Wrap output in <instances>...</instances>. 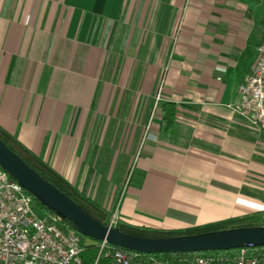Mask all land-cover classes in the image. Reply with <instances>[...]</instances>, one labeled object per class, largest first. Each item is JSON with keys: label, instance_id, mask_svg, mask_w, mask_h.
I'll return each mask as SVG.
<instances>
[{"label": "crops", "instance_id": "obj_1", "mask_svg": "<svg viewBox=\"0 0 264 264\" xmlns=\"http://www.w3.org/2000/svg\"><path fill=\"white\" fill-rule=\"evenodd\" d=\"M243 1L157 0L134 47L128 0H0V127L118 228L262 217L264 133L236 106L264 0ZM104 18L130 27L123 49L101 43ZM163 100L176 112L161 133Z\"/></svg>", "mask_w": 264, "mask_h": 264}, {"label": "built area", "instance_id": "obj_2", "mask_svg": "<svg viewBox=\"0 0 264 264\" xmlns=\"http://www.w3.org/2000/svg\"><path fill=\"white\" fill-rule=\"evenodd\" d=\"M160 89L161 86L155 94V107ZM238 93L236 110L264 133V36L256 45L254 61L239 83ZM36 198L0 162V264H84L85 247L80 234L65 229L60 211L45 210L40 215L35 209ZM108 225L118 228L115 215ZM98 245L99 256L105 254L111 264H264V255H252L248 247L232 253L172 259L145 256L107 241H99Z\"/></svg>", "mask_w": 264, "mask_h": 264}, {"label": "water", "instance_id": "obj_3", "mask_svg": "<svg viewBox=\"0 0 264 264\" xmlns=\"http://www.w3.org/2000/svg\"><path fill=\"white\" fill-rule=\"evenodd\" d=\"M0 162L50 208L60 211L85 235L140 253H195L264 247V228H240L173 238H145L131 235L94 218L81 205L53 185L11 149L0 137Z\"/></svg>", "mask_w": 264, "mask_h": 264}, {"label": "trees", "instance_id": "obj_4", "mask_svg": "<svg viewBox=\"0 0 264 264\" xmlns=\"http://www.w3.org/2000/svg\"><path fill=\"white\" fill-rule=\"evenodd\" d=\"M123 20V17L121 18ZM101 43L106 45L110 41L109 49L112 50L114 46L119 49H123L129 44L130 37V27L124 25L121 21L115 22L114 19L104 18L101 31H100ZM161 110V120H160V131L161 133L167 132L173 127L175 123V103L169 100H163L160 102ZM0 137L5 141V143L21 155L31 166H33L39 173H41L45 178L49 180L53 185L59 188L61 191L66 193L70 198L76 201L81 207L91 214L94 218L99 221L108 224V215L99 207L94 205L88 199L82 197L77 190L69 183L67 180L57 173L53 168L43 162L40 158L31 153L26 147H24L16 138L7 133L4 129L0 127ZM36 197V196H35ZM38 205L46 211H53L54 209L47 206L43 201H38ZM262 225H264V212L262 218L259 220ZM258 222H255L250 217H244L239 219H232L229 221L211 223L205 226L196 227L184 232L175 231H162L156 229L147 228H137L128 225H121L119 228L131 235L145 237V238H173L180 236H190V235H201L214 232H220L225 230L240 229V228H252L260 227ZM63 225L66 230L74 231L80 234L82 237V243L85 247L83 252L84 264H111V259L105 254H100V247L97 240L88 237L83 234L73 222H71L66 217L63 218ZM90 239V242H86ZM115 246V245H113ZM118 247V246H115ZM121 248V247H118ZM249 253L256 256L264 255V247H248ZM235 249L228 251L216 250V251H206V252H195V253H151L150 255H155L164 258L179 259L184 257L193 256H205L218 252H235ZM143 255L148 256L149 254L143 253Z\"/></svg>", "mask_w": 264, "mask_h": 264}, {"label": "rangeland", "instance_id": "obj_5", "mask_svg": "<svg viewBox=\"0 0 264 264\" xmlns=\"http://www.w3.org/2000/svg\"><path fill=\"white\" fill-rule=\"evenodd\" d=\"M145 0H128V3H127V6H126V8H125V10H124V14L125 15H128V14H130V21H132V24L134 25V33H133V41L134 42H132V46H134L135 47V45L138 43V42H142V41H144V38H145V35H146V32H147V26H146V20H147V16H150L152 13H153V10H154V8H156L157 6L156 5H158V2H157V0H146V2L148 3V9L147 10H145V9H142V11H141V13H140V16H139V18H134V13L136 12V9H137V6L139 5L138 3H143ZM190 0H186V2H185V4H187L188 2H189ZM238 1H240L241 3H243L244 1L243 0H238ZM138 4V5H137ZM241 6H242V4H239L238 5V7L239 8H241ZM263 7H264V5H259V4H255L254 5V7H253V9H252V13L254 14V15H256V16H258L259 17V21H258V23L259 24H264V11H263ZM143 8V7H142ZM129 10H131V11H129ZM146 14V15H145ZM262 15H263V17H262ZM133 19L135 20H137L135 23H133ZM263 22V23H262ZM101 30L99 29V32H100ZM256 35L257 36H260V34L256 31ZM132 49V48H131ZM112 53H110V60H112ZM123 57V56H122ZM116 58L118 59V60H120L119 59V57H118V55L116 56ZM124 58V57H123ZM123 58H122V60H120L119 62L120 63H122V65H123ZM116 59V60H117ZM127 60V59H126ZM125 62V61H124ZM118 68L116 69V74H115V76L117 75L118 76ZM115 72V71H114ZM109 78H113V69L110 71V77ZM155 94H156V92H155ZM155 94L153 95L154 97H155ZM130 173H132V167H131V170L129 171V173L127 174V178H126V184L129 182V180L131 179V176H129L130 175ZM130 178V179H129ZM125 188H127V185L125 186ZM37 203H35V209H36V211L40 214V215H42L44 212H45V210L43 209V208H41L39 205H38V201H42V199L39 197V196H37ZM115 216L117 217V214H115ZM251 218H252V220H254L255 222H258L257 224H259L260 225V227H258V228H264V225H262L261 224V222L259 221L262 217H260L259 215H254V216H251ZM110 220V219H109ZM86 242H90V239H87L86 240Z\"/></svg>", "mask_w": 264, "mask_h": 264}]
</instances>
